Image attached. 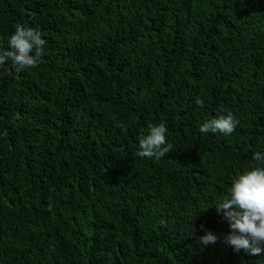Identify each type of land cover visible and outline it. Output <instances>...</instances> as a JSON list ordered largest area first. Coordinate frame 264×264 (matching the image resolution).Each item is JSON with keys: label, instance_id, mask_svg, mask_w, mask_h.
<instances>
[{"label": "trees", "instance_id": "obj_1", "mask_svg": "<svg viewBox=\"0 0 264 264\" xmlns=\"http://www.w3.org/2000/svg\"><path fill=\"white\" fill-rule=\"evenodd\" d=\"M17 23L46 44L0 65V264H264L215 204L264 166V0H0V47ZM228 112L232 134L199 131Z\"/></svg>", "mask_w": 264, "mask_h": 264}, {"label": "clouds", "instance_id": "obj_2", "mask_svg": "<svg viewBox=\"0 0 264 264\" xmlns=\"http://www.w3.org/2000/svg\"><path fill=\"white\" fill-rule=\"evenodd\" d=\"M46 41L38 30L20 23L14 25V31L8 38V48L0 47V65L10 61L17 73L34 68L41 61ZM203 105L202 99L195 101ZM238 120L232 112L217 114L203 122L201 133L220 132L230 135L235 131ZM117 127L125 129L123 123ZM167 128L163 123L147 124L138 136L137 155L141 158L157 160L172 152V146L166 139ZM252 159L264 163V153L255 152ZM216 211L222 214L229 231L221 238L239 253L259 256L264 252V166L245 168L231 180L227 194L215 202ZM218 237L204 229V235L198 237L201 245L215 244Z\"/></svg>", "mask_w": 264, "mask_h": 264}]
</instances>
